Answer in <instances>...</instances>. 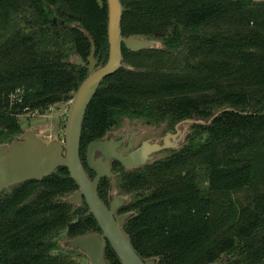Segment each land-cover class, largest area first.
<instances>
[{
  "label": "trees",
  "instance_id": "16d2710c",
  "mask_svg": "<svg viewBox=\"0 0 264 264\" xmlns=\"http://www.w3.org/2000/svg\"><path fill=\"white\" fill-rule=\"evenodd\" d=\"M122 34L162 42L130 51L105 78L83 123L81 156L128 117L166 132L186 119L206 139L126 169L115 161L119 194L133 212L132 244L156 264H264V0H121ZM57 18V23L54 22ZM109 58L107 0H0V141L19 116L72 99ZM12 96H15L14 98ZM111 181L98 191L107 199ZM67 167L0 194V264H81L58 236L100 233ZM78 217V219H75ZM109 264H122L110 245Z\"/></svg>",
  "mask_w": 264,
  "mask_h": 264
},
{
  "label": "water",
  "instance_id": "95a60500",
  "mask_svg": "<svg viewBox=\"0 0 264 264\" xmlns=\"http://www.w3.org/2000/svg\"><path fill=\"white\" fill-rule=\"evenodd\" d=\"M108 2V42L109 58L99 66L96 58V46L93 43L89 61L80 58L73 61L86 67L88 74L78 89L71 93L72 105L69 112L66 138L45 141L40 137V129L24 132L19 140L10 143L0 142V194L3 190L28 180H40L49 176L59 167H67L70 176L78 184V190L67 200L81 204L85 201L90 212L97 220L101 232L88 233L67 240L66 247L80 250L88 255L91 264H107L105 251L112 247L122 264H156V258L144 259L135 249L128 233L124 229L133 212L119 214V209L130 202L126 195H112L109 205L101 197L98 188L104 178L113 180L112 164L120 162L126 169L132 170L152 164L159 160L156 154L164 149H177L183 146V124L210 123L199 119H186L175 126V133L169 131L162 143L154 139L137 142L140 133L122 132L116 135L109 132L105 137L93 140L86 151V163L89 170L96 173L91 177L81 156V138L84 118L101 82L114 74L123 63V45L130 51H139L159 47V41L140 36L124 37L122 34L123 4L121 0ZM57 23V18H54ZM141 143L136 146L135 144Z\"/></svg>",
  "mask_w": 264,
  "mask_h": 264
},
{
  "label": "rangeland",
  "instance_id": "374dc122",
  "mask_svg": "<svg viewBox=\"0 0 264 264\" xmlns=\"http://www.w3.org/2000/svg\"><path fill=\"white\" fill-rule=\"evenodd\" d=\"M159 46H162V42H158ZM72 105V99L65 100L59 102L53 106H51L47 111L40 112L37 111L36 114L25 113L19 116V121L22 126V131L20 134H15L11 140H19L20 136L29 130L32 129H40V137L45 141H51L57 139L61 142L65 141L66 138V129H67V122L69 117V112ZM121 125L117 128H114L111 132L120 135L122 132H132L138 131L140 133L139 137L137 138V142H141L144 139H154L157 141H162L165 136V131L163 127H156V126H147L138 120H132L128 117H124L120 120ZM184 131V138H183V145L187 142V140L195 139L196 142H201L206 139L205 131L194 132V129L190 127V124H183L181 126ZM1 142V141H0ZM188 143V142H187ZM172 149H164L159 151L156 156L159 159L167 157L172 153ZM115 173L113 171V176L115 178ZM117 182L115 179L111 180V194L112 195H121L119 194ZM7 188L6 190H10ZM130 200L131 197L126 195ZM78 219V217H75ZM59 244L62 246L61 249H57L56 252L68 253L71 254L77 261L81 264H91L90 259L87 254L80 250H70L66 247L67 240L70 239L67 236L66 231L61 232L58 236ZM107 264L108 261L106 260ZM219 264V262L215 263Z\"/></svg>",
  "mask_w": 264,
  "mask_h": 264
},
{
  "label": "flooded vegetation",
  "instance_id": "af4514ba",
  "mask_svg": "<svg viewBox=\"0 0 264 264\" xmlns=\"http://www.w3.org/2000/svg\"><path fill=\"white\" fill-rule=\"evenodd\" d=\"M169 131H171V132H173V133H175V128L173 129V130H168V131H166L165 133L167 134V132H169ZM165 134V135H166ZM163 141V140H162ZM162 141H159L160 143H162ZM141 143H137V144H135L136 146H138V145H140ZM87 151V150H86ZM115 165V162L112 164V170H113V166ZM94 174L93 175H96V173L94 172V171H92ZM91 174V173H90ZM95 177V176H94ZM115 177H116V175H115ZM115 179V178H114ZM110 181H111V179H110ZM111 190H112V187H110V191L108 192V194H107V199L105 200L106 201V203L109 205V203H110V201H111V199L113 198V196H112V194H111ZM119 214H122L121 212H120V209H119V212H118Z\"/></svg>",
  "mask_w": 264,
  "mask_h": 264
},
{
  "label": "built area",
  "instance_id": "2783aa9c",
  "mask_svg": "<svg viewBox=\"0 0 264 264\" xmlns=\"http://www.w3.org/2000/svg\"><path fill=\"white\" fill-rule=\"evenodd\" d=\"M12 97L14 98L15 96H12ZM29 113H31V114H36L37 111H32V112H29Z\"/></svg>",
  "mask_w": 264,
  "mask_h": 264
}]
</instances>
